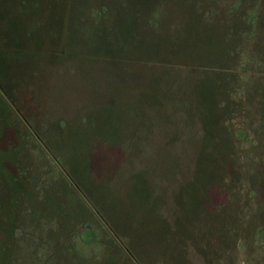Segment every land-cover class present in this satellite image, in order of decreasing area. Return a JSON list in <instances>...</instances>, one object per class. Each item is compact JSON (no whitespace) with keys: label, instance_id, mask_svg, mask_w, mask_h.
I'll use <instances>...</instances> for the list:
<instances>
[{"label":"rangeland","instance_id":"1","mask_svg":"<svg viewBox=\"0 0 264 264\" xmlns=\"http://www.w3.org/2000/svg\"><path fill=\"white\" fill-rule=\"evenodd\" d=\"M0 264H264V0H0Z\"/></svg>","mask_w":264,"mask_h":264},{"label":"crops","instance_id":"2","mask_svg":"<svg viewBox=\"0 0 264 264\" xmlns=\"http://www.w3.org/2000/svg\"><path fill=\"white\" fill-rule=\"evenodd\" d=\"M108 1V0H107ZM108 4H107V11H108V9H113V11L115 10V16H121L119 13H121V11L119 10L118 11V8L116 7V6H109L110 8H108ZM117 11V12H116ZM154 127V126H153ZM155 128V127H154ZM163 128H165L166 130H167V132H166V134H164L165 136H163V138H166L167 137V135L169 134V133H171L172 131H173V129L172 128H166V126L164 125L162 128H161V130L163 129ZM160 133H161V131H160ZM160 133H158V134H160ZM157 134H155L154 136H156Z\"/></svg>","mask_w":264,"mask_h":264}]
</instances>
